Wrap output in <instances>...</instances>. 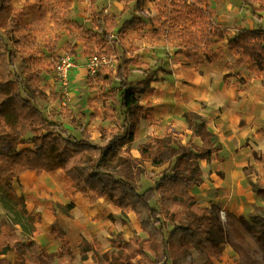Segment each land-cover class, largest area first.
<instances>
[{
  "label": "rangeland",
  "instance_id": "rangeland-1",
  "mask_svg": "<svg viewBox=\"0 0 264 264\" xmlns=\"http://www.w3.org/2000/svg\"><path fill=\"white\" fill-rule=\"evenodd\" d=\"M235 1L219 0L211 3L216 12L217 23L227 26L229 35L227 34L226 38L233 37L238 34L236 31L242 26L250 27L252 23L254 28L264 29V13L255 11L259 6L257 0ZM127 2L131 3L129 0ZM47 3L41 0L32 4L29 2L20 4L24 8L19 10H29L30 13L26 15L32 18L28 19L29 26L20 33L24 36L21 45L15 47L10 44L11 49L17 54L16 72L23 79V84L17 91L32 100V103L49 116L52 122L61 124L78 138L87 136L78 129L75 130L76 126L84 125L89 132H92V139L98 142L100 134L97 130L103 126L105 128L117 126L121 117L118 83L111 87L103 86L101 82L88 83L87 75L84 80L77 74L76 78H79L77 84L82 86L85 93L75 99L71 107H64L60 102L63 99L67 100L68 96L56 92L63 88L56 66L61 62L62 56L74 54V48L69 46V41L73 43L77 41L76 44L81 48L83 66L80 68H87L89 59L103 50L112 53L110 47L113 48L114 44L107 43L103 49L102 44L95 38H75L74 34L79 32L76 27L73 28L72 33L67 34L61 13L48 10ZM138 11L136 0L130 7L119 8L117 16L115 15V19L118 17L119 22L112 32L117 48L116 65L119 62L125 63L131 58L130 50L137 49L134 56L138 55V57L129 67L128 74L134 86H138L139 82L145 79L143 73L137 70L139 62H142L143 70H149L155 75V80L149 84L150 89L140 96L143 105L151 102L148 111L154 113V117L144 126L148 136L141 139L142 133L137 134V139L131 147L132 153L135 154V149L150 138L164 136L166 133L172 134L179 145H185L190 140L192 131L189 121L195 111L187 104V98H190H182L183 93L176 90L175 75L179 77V81L184 82L182 88L185 90V95L192 96L196 102L201 103L198 106V114L206 118L208 130L217 134L216 138L206 144L200 138L195 139L194 144L205 148H211L217 140L222 144L219 159L213 156L212 160L200 164L204 178L202 188L194 187L190 191L200 209L206 210V213L197 215L187 211L182 223L183 226L204 229L208 237L219 246L221 256L218 259H210L200 249H191L169 264H264V137L259 135L260 131L264 132V121L259 116L255 119L251 117V114H255L253 102L264 101V77L238 71L237 69L243 66L234 63L235 61L230 58L231 56L227 57L228 53H226L223 60L217 63L226 66L230 71L226 76V88L220 90L216 83L211 84V81L209 83L206 80L205 73L211 71L201 67L204 63L188 62L179 54V49L175 45L163 40V36L155 37L147 33L154 28L152 25L147 28L152 20L149 15L151 9L143 10L142 15H137ZM154 14H157L156 10ZM134 18L141 20L137 27L123 35L118 34L121 26ZM188 22V26H191V21ZM87 28L92 29V24ZM17 35L14 36V40L18 39ZM65 36L68 38L65 39ZM226 44L227 41H224L215 49L222 48ZM179 63H182L183 67ZM176 66L182 67L183 70L176 69ZM75 68L68 75L71 80L74 79ZM163 70L173 73H163ZM36 72L40 73L38 77H35ZM28 75L32 79H27ZM71 84L69 81L66 88L68 92L73 87ZM231 87L235 90L230 91L229 94L226 91ZM52 91L58 96L56 101L50 97ZM221 109L225 110L223 116L220 114ZM15 120V112L8 109L7 125L13 127ZM26 148H32L29 141L25 145L7 148L5 152L19 153ZM173 166L174 163L167 165L166 168L171 171ZM151 170L148 167L146 172L139 171L130 177L138 192L152 187L163 171L158 170L153 175ZM60 177L56 181L61 186V191L67 193L66 198L70 200L69 203L76 202L80 211L79 215L60 217V226L63 229L69 227L68 231H64L67 238L66 251L64 253L58 251V255L50 260V264H96L93 259L94 254H99L103 258L107 252L113 251L106 240L102 242L103 245H99L96 235H92L98 227L88 229L92 221L103 220L101 226L103 229L109 227L108 233L111 237L120 235L126 241L133 238L147 239L134 213L122 214L109 199L104 203L103 212L101 210L100 213H95L90 209L89 202L83 195H79V199L75 201L68 194L66 178L63 173ZM152 206L160 210L157 201H153ZM81 216L84 218L83 221ZM5 219L6 211L0 205V222ZM44 223L43 219L40 220V226ZM111 227L115 228L113 235L110 231ZM172 230L173 224L168 223L167 233ZM102 235L105 238L108 236L107 232ZM86 236H91L89 241Z\"/></svg>",
  "mask_w": 264,
  "mask_h": 264
},
{
  "label": "trees",
  "instance_id": "trees-1",
  "mask_svg": "<svg viewBox=\"0 0 264 264\" xmlns=\"http://www.w3.org/2000/svg\"><path fill=\"white\" fill-rule=\"evenodd\" d=\"M12 1L0 0V205L6 211V219L0 223V254L14 251L16 264H50V260L58 255L48 254L35 241L34 238L41 234V215L31 214L16 205L18 196L14 182L29 171L37 175L61 171L70 196L83 195L90 206L109 198L121 213L133 212L147 235L145 240L133 238L129 241L120 235H113L110 240L113 251L107 252L103 258L94 254L96 264H169L191 249H200L210 259L220 258L219 246L204 229L182 224L187 211L197 215L206 213V210L200 209L190 190L204 183L200 162L210 161L213 156L219 159L222 151L218 140L211 148L198 147L193 143L194 139L200 138L206 144L217 137L208 130L206 118L192 113L189 121L192 136L186 145H179L172 134L166 133L140 145V157H134L131 147L140 124L142 120L151 118L148 111L151 102L143 105L140 96L150 89L149 84L155 80V75L143 70V64L139 62L137 70L143 73L145 79L138 86L129 80V67L138 57L134 56L137 49L133 48L130 50L131 58L125 63L119 62L116 69L103 67L87 81L101 82L108 87L118 83L121 117L117 127H101L99 141L95 142L86 126H76L75 129L87 135L76 137L61 124L52 122L32 100L17 91L23 79L16 72L17 54L10 44L18 47L23 42L24 36L20 33L27 28L24 20L27 15L25 9L14 8ZM147 1L154 4L159 12L150 22L154 28L147 33L155 37L163 36V40L175 45L188 62L207 60L216 64L225 57L226 48L230 55L239 58V66H246L256 77H264V29H240L235 36L226 38L227 30L217 23L216 12L211 6L212 1L219 0H136L137 9L143 11ZM257 1L259 6L255 11L264 13V0ZM139 21L134 18L125 22L118 34L135 29ZM188 21H191V26H188ZM107 22V18L96 19L92 29H79L87 38L100 42L103 49L107 43L114 44L113 48L110 47L112 53L103 50L99 57H116V40L112 36L116 25H108ZM67 31L72 33L74 29L68 26ZM16 34L18 39L14 40ZM224 41H227L225 46L215 49ZM38 75L40 73L36 72L35 77ZM27 77L32 79L30 75ZM50 97L58 99L54 91ZM8 109L16 114L13 127L6 122ZM259 135L264 137V132H259ZM28 141L32 148L19 153L5 152L7 148L25 145ZM147 162L156 168L172 163L174 166L171 171L168 168L160 173L152 187L138 192L130 177L139 171L146 172ZM153 201L158 202L160 210L152 206ZM74 208L75 203L71 202L65 206L57 205L56 211L68 215ZM168 223L173 224L170 233H167ZM52 235L63 241V251H66L65 232L58 222L53 225Z\"/></svg>",
  "mask_w": 264,
  "mask_h": 264
},
{
  "label": "crops",
  "instance_id": "crops-1",
  "mask_svg": "<svg viewBox=\"0 0 264 264\" xmlns=\"http://www.w3.org/2000/svg\"><path fill=\"white\" fill-rule=\"evenodd\" d=\"M35 1H41V0H13L12 5L14 8L19 9V8H24V6H21L20 4H22L24 2H29L32 4ZM42 1L48 2L47 3L48 4L47 6L49 7L48 10H50L51 12L57 13L59 11L60 13H62L60 15H61V17H63V21H64V24L66 25V27L70 26L72 28H75V27L77 28V30L79 32L74 34V36H75V38H79V39L87 38V36L83 32V30L79 29V28L90 29L87 27H89L90 24H92V27H93V21L96 19L107 18L108 25H110L111 23H115V25L117 27V22H119V18L117 17L115 19V15L117 16L118 9L119 8L125 9L126 7H130L135 2V1H133L131 3H128L127 0H124V1L113 0V2H107V0H42ZM235 3H236V1H235ZM153 7H154V4H152L148 1L144 5L145 11L151 9V13L149 15L152 17V20L155 19L159 15V12L156 9H153ZM30 8L32 9V7H30ZM155 10L157 11V14H154ZM141 12L142 11H138L137 15H142ZM26 13L29 14L30 13L29 10L26 11ZM146 13H149V12H146ZM64 14H67L66 17H64ZM29 18H32V16H26L24 19L27 26H29V20H28ZM219 21H222V20L219 19ZM222 22H221V24H222ZM222 25L226 29L227 26L225 24H222ZM150 26H151V24H149V26H147V28H149ZM241 29H250L251 30V29H255V28H254L253 23H252V25H250V27L249 26H246V27L242 26ZM69 33H71V31H68L67 34H69ZM236 33H238V30L236 31ZM235 35H233V36H235ZM64 38L66 39L68 37L65 36ZM68 43H69V46L71 48H74V47L76 48V46H77V48L74 49V51H75L74 55L77 58V67L73 71L74 79L73 80L69 79V81L72 83L71 85L73 87L70 88L71 90L68 92V94L64 95L62 88L56 90L57 94L68 96L67 100L63 99V101L65 100L64 102L60 100L61 106H64V107H71V105L73 104L75 99L77 100L79 96H81L83 93H85L84 92L85 90L82 88V86L77 84L79 82V80H78L79 78H76L77 77L76 75L78 74V77L80 76L81 79H84V80H86L85 78L87 75V81L89 78L87 68L86 67L80 68V66H83V60H82V56L80 55V49L81 48H79L78 45L76 44L78 42L76 41L75 43H73V42L69 41ZM224 50L226 53H228V55L226 54L227 57L231 56L230 58H232L235 61L234 63H238L239 58L230 55V53L227 49L224 48ZM85 60L88 63V60L86 58H85ZM195 61L199 62L201 64L204 63L203 65H201V67L204 68L205 70L211 71L210 73H208V72L205 73L206 80H208L209 83H210V81H211V84L216 83L218 88H220V90L226 88V82H227L226 76H228L230 73L229 69L226 66H223L222 64L218 65L217 63H216L217 65H213L212 63L208 62L207 60H195ZM179 64L183 67L182 63H179ZM182 67L179 68L178 66H176V69H178V70L182 69L183 70ZM237 70L242 71L243 73H249L248 68L245 66L240 67ZM237 70H233V71H237ZM175 79L176 80H174V81H175L176 90L183 93L182 98H184V97L190 98V99L187 98V104L189 106H191V109L193 111H195L194 113L198 114V112H199L198 106H200L201 103L196 102L194 97L185 95V90L182 88V86L184 85V82L179 81L178 80L179 77L176 75H175ZM232 88L233 87H231V89L227 90L226 92H228L230 94V91L235 90ZM54 101H56V100H54ZM253 106L255 107V109H254L255 114L254 115L251 114V117L253 119H255V117L259 116L261 118V120L264 121V101L255 100L253 102ZM221 110H222V112L220 114H222L221 116H223L225 110L224 109H221ZM150 114H151L150 119H152L154 117V113L153 114L150 113ZM162 115H166V114H162ZM150 119L142 120V122L140 124V127H139L137 134L142 133L141 139H144V137L146 138L148 136L144 130V126L147 125V122ZM164 119H168V118H164ZM165 121H168V120H165ZM208 121H210V119H208ZM116 127L117 126H111V128H116ZM103 128H105V127L103 126ZM108 128H110V127H108ZM75 130H77V129H75ZM97 132L100 134L99 129L97 130ZM89 134L91 135L92 132H89ZM99 138H100V136H99ZM91 139H92V135H91ZM136 139H137V135H136ZM194 140H193V143H194ZM142 144H144V143H142ZM142 144H140V145H142ZM139 146L135 149V154L132 153V149H131L132 155L136 158L140 157V154L138 151ZM137 153H138V155H137ZM206 162L207 161H201L200 164L206 163ZM167 165H169V164H167ZM167 165H165L162 168H156L149 162H147L145 164L146 171H147V168L150 167L152 169L151 172L154 174L157 173L158 170L164 171V170L168 169V168H166ZM59 176L62 177L61 171H57V172H53V173H49V174H42V175H37L35 172L29 171V172L23 174L22 176H20L14 182V190L18 196V199L16 201V205H20L23 209L27 210L31 214L40 213L41 220L43 219L45 221L43 226L39 225V229L41 231V234L39 236L35 237L34 239L39 244V246L43 250H45L48 254H58V251H61L62 253L65 252V251H63V248L65 246L63 241L58 236L52 235L53 225L56 222H58L60 225L59 221H60L61 216L68 217L69 215H71V216L72 215H79V211H80V208L76 204H75V208L68 215L58 214L59 211L58 212L56 211L57 205L65 206V205L69 204V201H70L68 198H66L67 193L61 191V186L56 181V179ZM202 176H203V173H202ZM203 180H204V178H203ZM201 188H202V186H201ZM78 197H79V195H77L76 197H73V199L76 201L79 199ZM108 199L109 198L102 199L94 206L89 205L90 209L94 210L95 213H100L101 210L103 212L104 203H105V201H108ZM109 201H111V200L109 199ZM131 213H133V212H131ZM77 217H79V216H77ZM83 219L84 218L81 216L82 221H83ZM46 220H47V222H46ZM102 223H103V220L92 221V223L90 224L88 229L94 228L95 226L98 227L97 229H95L93 231L92 235H96V239H97L99 245L100 244L103 245L102 242L104 240H106L110 244V240L113 236L111 237V235L108 233L109 227L107 229L102 228V226H101ZM68 229H69V227H66L63 230L68 231ZM114 229L115 228L112 229V227L110 228L112 235L115 234ZM105 232H107V234H108L107 238H105L102 235ZM90 238H91V236H89V237L86 236V239H88V241ZM65 240H66V246H67L66 236H65ZM108 250H109V248H108ZM16 261H17V256H16L14 251H10L7 254H0V264H16Z\"/></svg>",
  "mask_w": 264,
  "mask_h": 264
},
{
  "label": "built area",
  "instance_id": "built-area-1",
  "mask_svg": "<svg viewBox=\"0 0 264 264\" xmlns=\"http://www.w3.org/2000/svg\"><path fill=\"white\" fill-rule=\"evenodd\" d=\"M116 57L114 56H102L99 57L98 55L92 56L89 59V63L87 65V72L89 77H94L96 76L97 72L103 68V67H108L111 69L116 68ZM77 65V58L74 54H65L62 56L61 62L56 66L57 73L59 77L62 80V90L63 94L67 95L68 90H66L68 84H69V78L68 75L69 73L75 68Z\"/></svg>",
  "mask_w": 264,
  "mask_h": 264
},
{
  "label": "bare ground",
  "instance_id": "bare-ground-1",
  "mask_svg": "<svg viewBox=\"0 0 264 264\" xmlns=\"http://www.w3.org/2000/svg\"><path fill=\"white\" fill-rule=\"evenodd\" d=\"M137 155H138V153H137ZM198 189H201V187H198ZM191 190H192V189H191ZM191 190H190V191H191ZM138 225H139V224H138ZM139 226H140V225H139Z\"/></svg>",
  "mask_w": 264,
  "mask_h": 264
}]
</instances>
